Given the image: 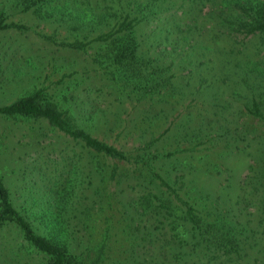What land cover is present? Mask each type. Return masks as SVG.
Returning a JSON list of instances; mask_svg holds the SVG:
<instances>
[{
  "label": "trees",
  "instance_id": "16d2710c",
  "mask_svg": "<svg viewBox=\"0 0 264 264\" xmlns=\"http://www.w3.org/2000/svg\"><path fill=\"white\" fill-rule=\"evenodd\" d=\"M176 2L179 19L193 20L185 30L172 13L142 32L149 16ZM130 3L0 0V31L26 29L7 21L10 10L43 18L65 9L69 35L56 45V100L37 88L1 105L0 115L47 121L67 139L62 151L73 152L68 176L48 202L46 217L58 234H39L1 178L0 232L14 223L42 264H264L251 260L264 252V4L145 0L136 2V13ZM174 28L185 36L166 41ZM166 43L174 58L189 44L184 58L167 63L152 55ZM65 52L86 55L82 72ZM113 105L119 112L107 120ZM234 156L249 160L236 185ZM224 172L223 195L214 183ZM71 201L78 204L75 222L64 215Z\"/></svg>",
  "mask_w": 264,
  "mask_h": 264
},
{
  "label": "rangeland",
  "instance_id": "374dc122",
  "mask_svg": "<svg viewBox=\"0 0 264 264\" xmlns=\"http://www.w3.org/2000/svg\"><path fill=\"white\" fill-rule=\"evenodd\" d=\"M132 1L133 3L129 4L131 11L136 12L135 9L138 3L140 4L145 0ZM259 1L264 4V0ZM178 4L179 2H176L173 7L168 5L169 9L156 17L149 16L147 24L140 25L142 32L150 33L151 29L156 27L157 21L164 22V19H167V16L172 13H176V22L180 24V30H185L184 24H191L193 20L190 15L179 19L181 11L176 9ZM166 7L165 4L164 8ZM18 9L9 11L11 15L7 21H13L18 25L23 24L26 29L9 28L0 31V106L30 94L37 88H42L43 92H46V97L53 100H56L58 95V92L55 91V85L61 73L58 72L57 68L60 62L55 59L56 55L60 53L57 52L59 48L56 45L59 38L69 35L64 25V19L67 16L62 14L65 9H61L58 13H52L53 15L50 16H43V18L39 15L24 14ZM44 18H47V20L45 21ZM54 27L57 29L56 34L51 35ZM173 30L174 32L167 37L166 41L177 38V34H184L176 28ZM185 34L180 36L179 39L182 40ZM46 36H51L55 42L49 41ZM237 36L239 39L243 37L242 34H237ZM188 45L187 43L184 44L180 54L175 55L176 58L171 57L168 53L171 50V44L169 43L152 47L154 50L151 53L153 56H160L167 63L170 61L177 63L179 59L184 58V53L188 51ZM163 48H166L164 53L161 51ZM65 54L67 63H71L72 67L78 65L79 71L82 72L81 67L86 65V55L66 52ZM87 74H81L85 78L82 83L86 88L91 81ZM72 81L74 80L72 79ZM85 95L86 92L81 91L80 96L74 97V100H76V103H81ZM228 97L231 96L225 95V98ZM107 112V120H110L119 110L116 105H113ZM123 117H126V115H123ZM87 127L88 130L92 131L91 127L89 128V123ZM66 140L61 132L54 129L43 119L0 115V178L7 187L16 208L20 209V212L30 219L39 234L49 238L58 234V226L57 223L49 222L46 217L48 202L53 197L56 198L54 188H59L64 177L68 176V172L72 168L71 160L68 157L73 155V152L68 155L67 152L62 151L66 145ZM71 148L74 151L80 150L79 146L71 145ZM248 162L249 160L244 157L234 156L230 159L234 169V171L232 168L229 170L233 172V185L240 182L241 178L247 173L246 166ZM220 175L217 178L218 183L215 182L214 187L215 192L218 191V193L224 195L226 191L223 188L229 182V174L224 172ZM73 193V196H75V192ZM232 196H234L233 192H230L229 197ZM73 200L75 199L73 198ZM65 209L64 215L71 222H75V216L78 214L76 210L78 204H73L71 201ZM249 210L253 211L254 208H249ZM49 213L48 218L52 220V210ZM258 249H264V243H259ZM0 255V264H42L45 262L43 255L34 251L27 244L19 228L12 222L6 223L0 232ZM255 257H257V261L260 258L264 261V252L252 255V262Z\"/></svg>",
  "mask_w": 264,
  "mask_h": 264
}]
</instances>
